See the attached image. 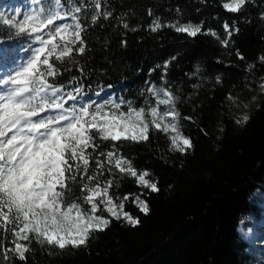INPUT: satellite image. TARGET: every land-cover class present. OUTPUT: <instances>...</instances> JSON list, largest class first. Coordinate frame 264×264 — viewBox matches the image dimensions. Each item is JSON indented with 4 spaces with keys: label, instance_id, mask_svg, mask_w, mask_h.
I'll return each instance as SVG.
<instances>
[{
    "label": "trees",
    "instance_id": "1",
    "mask_svg": "<svg viewBox=\"0 0 264 264\" xmlns=\"http://www.w3.org/2000/svg\"><path fill=\"white\" fill-rule=\"evenodd\" d=\"M3 3L26 11L36 7L32 0ZM220 5L221 0H101L102 9L112 13L108 20L101 16L95 25L91 23L94 4L86 16L81 14L87 27L86 52L75 59L84 74L74 67L62 72L57 82L67 84L76 76L87 93L85 100H96L95 91L103 87V100L123 97L139 105L142 90L163 84L162 66L170 62L164 86L179 97L181 117L194 118V122L181 119L182 132L193 147L184 155L170 151V141L154 130L147 143H126L121 154L137 170L150 171L149 179L160 190L151 193L133 178L121 179L117 173L120 187L114 185L111 192L119 196L143 193L149 214L140 212L130 199L125 211L139 218L136 227L113 220L105 232H94L86 246L75 249L33 242L35 251L26 254L27 264H264V251L254 249L237 230L252 225L264 202V94L258 87L264 77V63L258 59L264 54V20L260 18L264 0H250L239 13H228ZM155 18L164 24L202 22L205 30L221 36L223 23L231 25L235 20L239 31L226 49L211 36L192 38L168 27L152 32L149 25ZM26 43L27 36H17L0 22V45L8 49L10 67L29 55L24 51ZM237 50L245 59L237 58ZM248 63L255 64L252 72L247 71ZM197 65L201 71L190 75ZM194 84L200 87L193 88ZM229 93L239 97V106L227 99ZM253 96L257 97L254 102ZM243 103L249 107L245 109ZM245 113L250 117L246 124ZM238 119L241 124L236 123ZM244 217L248 219L241 224ZM15 264L24 262L15 260Z\"/></svg>",
    "mask_w": 264,
    "mask_h": 264
},
{
    "label": "snow or ice",
    "instance_id": "2",
    "mask_svg": "<svg viewBox=\"0 0 264 264\" xmlns=\"http://www.w3.org/2000/svg\"><path fill=\"white\" fill-rule=\"evenodd\" d=\"M248 2L221 0L220 6L228 13H239ZM32 3L36 7L31 11L17 14L22 19L0 17L3 24L15 29L17 36H27L24 51L29 54L15 67L0 63V264H15V260L27 264L26 254L35 251L33 242L59 250L86 246L94 232H105L113 220L136 227L139 218L125 211V203L131 199L145 215L150 212L149 205L141 198L143 193H112L114 185L120 187L117 173L121 179L133 178L138 187L151 193L160 189L156 181L149 179L152 173L137 170L132 160L121 154V147L149 142L153 130L170 141V151L184 155L193 147L191 139L182 132L181 119L194 122V118L181 117L179 97L164 86L168 83L170 62L162 66L163 84L153 83L142 90L143 101L139 105L123 97L119 101L111 97L102 102L85 100L87 93L76 76H71L67 84L57 82L62 72H71L74 67L84 74L83 66L75 59L86 52L87 27L81 22V14L86 16V10L94 4L91 23L95 25L101 16L108 20L112 13L102 9L101 0ZM260 18L264 20V13ZM123 27L128 29L129 25L124 23ZM162 27L192 38L211 36L226 49L239 31L235 20L231 25L223 23L221 36L215 30H205L202 22L178 20L164 24L159 18L152 20L149 30L156 32ZM4 54L0 48V58ZM236 56L245 59L238 50ZM258 59L264 63V54ZM253 68L254 63L247 64L248 72ZM200 71L197 65L190 75ZM216 82L221 83L219 76ZM246 86L251 90L250 84ZM258 87L264 94V77ZM103 91L101 87L94 94L100 97ZM227 99L239 106V97L229 93ZM256 99L252 97L253 102ZM243 107L247 109L249 104L243 103ZM249 119L247 113L242 117L244 124ZM236 123L241 124V120ZM247 219L244 217L240 223ZM237 230L245 239L252 232L251 228Z\"/></svg>",
    "mask_w": 264,
    "mask_h": 264
},
{
    "label": "rangeland",
    "instance_id": "3",
    "mask_svg": "<svg viewBox=\"0 0 264 264\" xmlns=\"http://www.w3.org/2000/svg\"><path fill=\"white\" fill-rule=\"evenodd\" d=\"M1 3H2V0H0V17H3L5 19L13 17V16H17L18 19L23 18L22 15H17V14L18 13L22 14V13H25L26 11L18 10V11H14V12H9V11L2 8ZM0 22H2V21H0ZM3 58H5L7 61L11 60L10 56L8 55V51L5 52V54L3 55ZM102 96L103 95L98 97L96 100H99L102 102L103 101ZM257 195L260 196V194H257ZM240 228H244V229L251 228L252 232L249 233V237L247 239H245V238L244 239L254 249H257V250L260 249V250L264 251V202L262 204V212H261L260 216L252 223V225H250L248 227H240Z\"/></svg>",
    "mask_w": 264,
    "mask_h": 264
}]
</instances>
